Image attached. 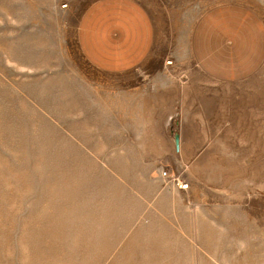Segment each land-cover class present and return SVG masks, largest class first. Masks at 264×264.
<instances>
[{"label":"rangeland","instance_id":"obj_1","mask_svg":"<svg viewBox=\"0 0 264 264\" xmlns=\"http://www.w3.org/2000/svg\"><path fill=\"white\" fill-rule=\"evenodd\" d=\"M93 1L0 0V264H150L155 258V264H201L199 212L205 215L206 240L219 241L211 249L220 257L207 256L209 264H254L255 256L264 264V62L248 79L216 90L217 83L203 77L195 82L205 84L206 95L217 96L214 108H221V134L214 129L203 148L212 159L188 162L176 172L159 169L191 183L193 191L184 196L190 250L179 244L178 235L187 239L179 230L172 257L165 249L155 258L131 254L138 250L126 244L140 238L146 214L156 212L151 204L162 201L156 195L137 197L112 175L117 154L128 156L129 143H93L102 136L128 142L145 131L133 129L134 117L151 113L129 108L114 114L126 132L95 128L101 125L96 122L103 115L100 106L119 93L139 85L143 96H153L151 80L168 73L170 84L185 96L192 75L203 73L192 56L191 38L205 12L235 4L264 24V0H143L155 19L156 44L147 64L122 77L98 72L79 50L78 22ZM122 83L125 91L117 92ZM179 94L175 91V99ZM174 106L167 101L161 110ZM159 121L154 119L159 128L170 127ZM110 124L117 128L118 122ZM112 238L115 251L105 255Z\"/></svg>","mask_w":264,"mask_h":264},{"label":"crops","instance_id":"obj_2","mask_svg":"<svg viewBox=\"0 0 264 264\" xmlns=\"http://www.w3.org/2000/svg\"><path fill=\"white\" fill-rule=\"evenodd\" d=\"M77 39L80 52L95 70L107 76L122 77L140 70L148 63L156 44L155 19L149 5L143 0H95L79 19ZM191 53L203 73L192 75L191 83L184 86L185 96L181 95L180 86L170 84L173 79L168 73L151 80V91L156 90V93L153 92V96L149 97L141 94L139 85L136 86L140 90L135 86L127 94L124 92L126 84L122 83L116 91L124 93H119L116 100L105 103L104 108L100 106L99 111L103 115L96 120H100L101 125H95V128L106 129L108 134L115 129L126 132L125 122L119 121L114 114H124L127 108L135 114L143 111L151 113L148 117H134L133 129L143 128L145 131L135 135L133 140L126 142L120 136H102L93 142L103 146L129 143L128 156L125 153L117 154L118 165L112 168V175L117 176L119 183L128 186L137 197L140 195L148 200L156 195L162 201V204H151L156 212L146 214L145 224L139 227L140 238H131L126 244L138 250L131 254L138 253L145 258H155L156 251L161 249H165V256L172 257L177 247L175 236L179 230L184 232L183 237L185 234L187 237L182 240L178 235L179 244L183 241L186 249H191L189 242H186L191 234L188 225L190 213L186 208L189 201L184 200V196L189 197L193 191L191 183L186 191L163 186L161 170L176 172L184 169L188 162L212 159L207 156L209 152H203V148L208 138L212 139L216 134L213 133L214 129L219 130L218 135L221 134V117L218 115L221 108H214L217 96L206 95L203 88L206 85L195 82L203 77L217 83L214 86L216 90L223 84L244 81L255 74L264 62V24L256 14L243 6H216L196 21L191 38ZM164 83L165 86L158 89ZM175 91L180 92L177 99ZM126 100L131 103L129 106ZM167 101H173L174 107L181 108L162 111L161 106ZM105 113L110 115L108 119ZM169 116L172 117L171 128L163 124ZM156 118L163 124L162 128L166 129H163L164 132L154 122ZM111 119L117 120V128L110 124ZM174 135L178 136L177 149L174 146ZM102 154L104 158L106 152ZM141 162L151 163L145 166ZM125 192L128 193L127 190ZM140 207L139 210L143 209L144 204ZM126 223L130 229L132 223ZM205 223L204 213L199 212L196 238L203 246L210 240H206L209 232ZM124 226L119 228L123 235L126 231ZM111 240L105 255H113L115 251V238ZM117 243L120 245L121 239ZM126 245L123 256L127 255ZM177 256L184 258L188 255L178 253ZM148 263L155 264L156 258Z\"/></svg>","mask_w":264,"mask_h":264},{"label":"bare ground","instance_id":"obj_3","mask_svg":"<svg viewBox=\"0 0 264 264\" xmlns=\"http://www.w3.org/2000/svg\"><path fill=\"white\" fill-rule=\"evenodd\" d=\"M121 231V230H120ZM122 232V231H121ZM206 241V240H205ZM218 240H216L215 238H211L208 243L205 242V245L203 246V244L196 238V250L201 251V250H205L204 255L202 256V259L200 260L201 264H209L205 258H207V256L209 257H214L215 260L217 257H220V253L215 252L214 250L211 249L212 245H214V247L218 244ZM213 253H212V252ZM255 261L257 262H253L254 264H260L259 259L257 256L254 257ZM186 264V262H184ZM234 264V263H233Z\"/></svg>","mask_w":264,"mask_h":264},{"label":"built area","instance_id":"obj_4","mask_svg":"<svg viewBox=\"0 0 264 264\" xmlns=\"http://www.w3.org/2000/svg\"><path fill=\"white\" fill-rule=\"evenodd\" d=\"M168 65H172L171 61H167ZM161 177L164 183L170 185L181 191H186L189 188V184L183 180L179 175H170L167 171L161 172Z\"/></svg>","mask_w":264,"mask_h":264},{"label":"water","instance_id":"obj_5","mask_svg":"<svg viewBox=\"0 0 264 264\" xmlns=\"http://www.w3.org/2000/svg\"><path fill=\"white\" fill-rule=\"evenodd\" d=\"M171 119L172 117L169 116L168 119H167V124L171 127ZM174 146L175 148L177 149L178 148V136L177 135H174Z\"/></svg>","mask_w":264,"mask_h":264}]
</instances>
